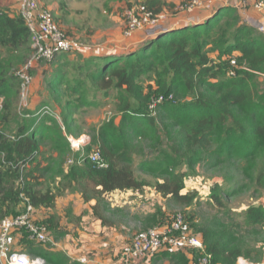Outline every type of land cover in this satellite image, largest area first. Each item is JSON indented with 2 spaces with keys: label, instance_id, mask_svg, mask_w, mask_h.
Here are the masks:
<instances>
[{
  "label": "trees",
  "instance_id": "trees-1",
  "mask_svg": "<svg viewBox=\"0 0 264 264\" xmlns=\"http://www.w3.org/2000/svg\"><path fill=\"white\" fill-rule=\"evenodd\" d=\"M143 5L154 16L163 13L161 1ZM219 10L207 19L209 11L196 9L189 23L124 53H61L33 71L38 62L30 74H39L37 92L51 99L40 94L38 107L22 110L19 72L36 51L24 17L0 0V222L32 207L45 216L40 221L48 230L64 234L56 203L67 191L80 192L86 205L96 200L94 215L104 224L106 198L115 193L148 188L179 206H194L198 195L184 191V168L201 164L247 165L249 179L264 187V34L239 9ZM52 13L68 36L82 30L70 25L71 12ZM110 97L115 115L90 128L84 153L73 151L68 137L84 134L81 115L88 111L82 107L99 108ZM96 150L105 167L88 159ZM137 161L152 183L137 177ZM212 199L223 206L219 191ZM243 220L244 235L237 221L225 229L195 228L213 264H237L240 257L259 262L245 246L248 237L262 234L264 207L250 208ZM18 247L47 264H77L33 242ZM168 252L170 262L188 264L182 252Z\"/></svg>",
  "mask_w": 264,
  "mask_h": 264
},
{
  "label": "rangeland",
  "instance_id": "rangeland-1",
  "mask_svg": "<svg viewBox=\"0 0 264 264\" xmlns=\"http://www.w3.org/2000/svg\"><path fill=\"white\" fill-rule=\"evenodd\" d=\"M62 1V0H59ZM146 0H74L69 7H73L75 10L69 15L70 25L73 28L80 26L81 31L75 33L72 38H75L83 46L78 52L83 54H101L102 52H118L124 53L127 50L133 49L140 41L143 43L148 40V36H154L153 29L141 30L132 34V36L127 37L124 33L126 30V19L123 16V11L127 7H137L144 6L143 2ZM162 2L163 13L159 18V25L161 27H170L172 24H178L187 20H191L197 16L196 10H184L183 5L189 4L194 0H157ZM196 1V0H195ZM203 6L201 8L204 11L208 10L206 5L208 2L211 3V9L215 11L217 8L226 7L230 5L232 0H198ZM252 1V0H251ZM264 3V0H260ZM3 3L9 4V6H16L17 0H2ZM47 5H49V0H45ZM199 4V5H201ZM200 7V6H198ZM250 9V8H249ZM249 9H243L240 12L241 18L248 24L256 28L260 33H262L261 25L264 24V11H249ZM196 11V12H195ZM200 11V14L206 15V12ZM196 13V14H195ZM63 13L60 12L59 15ZM210 14V13H208ZM212 14V13H211ZM57 17V16H56ZM64 29V26H63ZM146 31V32H145ZM139 32V33H138ZM263 34V33H262ZM147 35V37L145 36ZM135 42V43H134ZM133 44V45H132ZM45 67L44 61L37 64L33 71L41 70ZM33 81L31 85L25 90L21 91V98L19 102L20 109H32L34 110L39 104V95H43L44 100L51 99V96L46 94L47 92H37L36 85L38 83L39 74L34 72L32 74ZM50 90V88H49ZM109 99V98H108ZM106 102V103H105ZM52 109V108H51ZM87 109V110H86ZM1 110V104H0ZM82 110L88 111L87 114L81 115V121L84 122L85 127H83L84 134L82 136L90 137V128L100 126L101 123L108 120L115 115V109L113 106V98L110 97L109 100L102 101L101 107L88 109L82 107ZM82 113V111L80 112ZM80 117V116H79ZM88 122L91 124L88 126ZM258 167L261 162H257ZM139 162L135 163L136 175L137 177L153 182L151 177L147 175L140 174L138 171ZM247 165H241L236 167L233 165H221L218 167H211L206 164H201L194 166L192 168H184L187 173L186 178V192H194L198 195L197 202L194 206L182 207L175 204L170 199L161 198L156 193H152V190L146 188L144 189V194H142L145 199L149 200L152 197V206L145 207L147 210L143 212L144 207L138 208L134 212H130V208L126 210L123 208L118 210L116 206L111 202L108 205V211L105 213L106 216L113 219L116 223L126 227L131 233L127 234L131 240L135 238L137 234L142 231H146L150 228H159L170 225L178 215L185 216L187 221H189L191 229L196 233L195 228L211 225L221 227L223 229L227 228L232 223H240L243 226V231L240 235H244L246 231V225L244 224L243 218L247 210L252 207L263 206L264 207V187L258 185L255 180L249 179L250 177L246 171ZM214 191H219L220 197L223 201V206H218L212 199V193ZM113 205V206H112ZM160 209L162 212H160ZM135 217V218H134ZM189 218H192L190 221ZM261 235L248 237L249 245L245 246L253 252V256L259 259L258 263L249 261L253 264H264V229L261 230ZM198 234V233H197ZM195 235V234H194ZM197 236V235H196ZM22 241L31 242L26 233H18L16 235V247L18 249V244ZM130 244L127 243V246ZM46 245L44 247H49ZM206 251V250H205ZM184 255L188 264H198L203 253H198L193 249L180 250ZM165 253H171L168 251H162V253L156 255L152 261L147 258L148 264H174L169 261V257L165 258ZM158 256L157 260L155 258ZM191 259H190V258ZM151 258V257H150ZM244 258V257H241ZM123 259V254H122ZM144 260V259H141ZM248 261V259L245 258ZM124 261V259H123ZM132 262L134 261H130ZM140 264H145L141 261ZM175 264H183L175 263Z\"/></svg>",
  "mask_w": 264,
  "mask_h": 264
},
{
  "label": "built area",
  "instance_id": "built-area-1",
  "mask_svg": "<svg viewBox=\"0 0 264 264\" xmlns=\"http://www.w3.org/2000/svg\"><path fill=\"white\" fill-rule=\"evenodd\" d=\"M254 9L264 11V3L260 0H252ZM201 2L194 0L189 7H183L184 10L203 9ZM200 6V7H198ZM206 11H211V3L206 5ZM242 8V5H237ZM17 10L24 17L27 27L32 35V46L35 49L34 56L27 62L19 72L22 79V89L25 91L32 83L33 77L30 71L36 64L42 60L50 61L56 55L61 53H73L82 49L78 40L68 36L64 30L55 21L52 11L42 7L40 0H17ZM126 19L125 35L132 36L133 33L141 30L153 29V37H158L161 33L167 31L159 25L160 15L154 16L144 6L126 8L123 11ZM264 34V24L261 25ZM232 65H236V59H232ZM158 103L161 101H157ZM156 106V102L151 108ZM44 110L50 111L49 108ZM71 147L74 151L83 152L90 141L89 137L82 136L79 139L68 137ZM88 159L99 167H105L106 162L102 157L101 151L92 152ZM25 231L29 239L41 245H47L53 242L51 233L47 227L39 223L34 217V209L27 207L26 211L16 217H9L0 222V264H46L45 259L41 257H32L28 253L16 248V233ZM184 249H193L198 253H203L198 264H213L212 255L205 250L202 240L194 235L189 223L182 215H178L174 221L164 227L150 228L142 231L135 236L132 242L125 247L123 259L127 263L140 259L150 258L162 251H180ZM85 260H83L84 262ZM237 264H253L245 258H239Z\"/></svg>",
  "mask_w": 264,
  "mask_h": 264
},
{
  "label": "crops",
  "instance_id": "crops-1",
  "mask_svg": "<svg viewBox=\"0 0 264 264\" xmlns=\"http://www.w3.org/2000/svg\"><path fill=\"white\" fill-rule=\"evenodd\" d=\"M72 1L74 0H49V5H47V3L44 5L43 0H40V3L52 12L62 10L72 13L75 10L73 7H69ZM62 4L64 5L62 6ZM240 4L243 9L250 8L249 11L257 12L251 0H232L230 5L227 6L236 7ZM221 8H217L215 11ZM11 10L14 13L18 12L17 4L16 6L12 5ZM215 11H213L212 14H207V19L211 18ZM240 12H242V10H240ZM190 21L189 19L178 24H172L170 27L166 28H168L167 30L174 29L178 25H185ZM64 32L66 31L64 30ZM145 36L147 37V35ZM150 38H152V36H148V39ZM142 41L132 47H137L139 44L143 43ZM142 194L144 193L134 191L115 193L108 196L106 201L109 206H111L110 203L112 202L118 210L123 208L128 210L130 208V212H134L138 208L144 207V212L147 210L145 207H147V205L151 207L153 201L151 197L148 203L149 200L145 199ZM96 205V200H92L86 205L84 198L78 191H67L65 195L58 198L56 211L61 217L60 225L63 229L61 232L64 234L52 233L53 242L51 246H49L50 251L65 252L71 262L77 264H130L123 261L122 254L127 243L131 242V238L127 235L131 232L127 230L126 227L110 219L106 214L105 218H107L108 222L104 224L102 219L94 215L93 207L96 208ZM35 218L38 220L46 219L45 216L37 213L35 214ZM157 258L158 256L155 260H157ZM152 259L153 258H149V261L151 262ZM83 260H85V262H82ZM147 260L148 259L136 260L132 262V264H140L141 261L148 264Z\"/></svg>",
  "mask_w": 264,
  "mask_h": 264
},
{
  "label": "clouds",
  "instance_id": "clouds-1",
  "mask_svg": "<svg viewBox=\"0 0 264 264\" xmlns=\"http://www.w3.org/2000/svg\"><path fill=\"white\" fill-rule=\"evenodd\" d=\"M234 7V6H233ZM235 8H237V7H235ZM237 9H239V10H243V8H237ZM245 10V9H244ZM212 11L213 10H211L209 13H212ZM19 13V12H18ZM20 14V13H19ZM53 14V13H52ZM166 28V27H165ZM168 29V28H167ZM170 30V29H169ZM73 137V136H72ZM73 138H75V137H73ZM76 139H79V138H76ZM90 141H91V139H90ZM89 145V144H88ZM85 148V147H84ZM74 151V150H73ZM75 152H78V151H75ZM81 152V151H80ZM82 153H84V151L82 152ZM35 211H34V217H35ZM39 223H41V224H43L40 220H38V219H36ZM44 225V224H43ZM46 226V225H45ZM48 229V228H47ZM50 233H51V235H52V232L50 231V230H48ZM21 233V232H20ZM27 234V233H26ZM27 237H28V239H29V236H28V234H27ZM52 238H53V235H52ZM30 240V239H29ZM133 240V239H132ZM132 240H131V242H132ZM31 241V240H30ZM31 242H33V243H36V242H34V241H31ZM130 242V243H131ZM36 244H38V243H36ZM51 244L52 243H50V244H47V245H50L51 246ZM39 245H41V244H39ZM42 246H46V245H42ZM127 246V245H126ZM125 246V247H126ZM17 248V247H16ZM18 249V248H17ZM125 249V248H124ZM20 250V249H19ZM124 252V251H123ZM27 253V252H26ZM42 258V257H41ZM152 258V257H151ZM241 258V257H240ZM44 259V258H43ZM145 259H147V258H145ZM46 261V260H45ZM83 262V261H82ZM85 262V261H84ZM46 264H47V262H46Z\"/></svg>",
  "mask_w": 264,
  "mask_h": 264
},
{
  "label": "water",
  "instance_id": "water-1",
  "mask_svg": "<svg viewBox=\"0 0 264 264\" xmlns=\"http://www.w3.org/2000/svg\"><path fill=\"white\" fill-rule=\"evenodd\" d=\"M219 12V11H218Z\"/></svg>",
  "mask_w": 264,
  "mask_h": 264
}]
</instances>
